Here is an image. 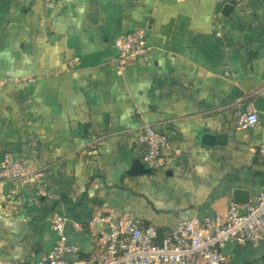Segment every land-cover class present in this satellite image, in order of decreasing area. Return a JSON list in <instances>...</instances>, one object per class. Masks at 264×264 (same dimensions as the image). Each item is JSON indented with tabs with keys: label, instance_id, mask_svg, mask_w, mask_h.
Here are the masks:
<instances>
[{
	"label": "crops",
	"instance_id": "1",
	"mask_svg": "<svg viewBox=\"0 0 264 264\" xmlns=\"http://www.w3.org/2000/svg\"><path fill=\"white\" fill-rule=\"evenodd\" d=\"M0 0V164L29 160L44 191L0 182V262H38L68 219L77 254L103 258V223L132 215L163 232L225 218L241 190L264 192V1ZM144 30L149 51L117 71L116 41ZM258 115L239 128V111ZM151 125L169 143L152 174L133 175ZM145 165V164H144ZM147 167V166H146ZM148 168V167H147ZM243 196L244 199L247 198ZM87 230L76 233L71 224ZM264 264V242L223 250Z\"/></svg>",
	"mask_w": 264,
	"mask_h": 264
},
{
	"label": "built area",
	"instance_id": "2",
	"mask_svg": "<svg viewBox=\"0 0 264 264\" xmlns=\"http://www.w3.org/2000/svg\"><path fill=\"white\" fill-rule=\"evenodd\" d=\"M219 1L236 6L242 0ZM116 47L119 50L117 71L121 73L149 51L146 32L137 30L124 35L116 41ZM238 116L241 130H254L259 124L258 115L251 107L239 111ZM140 141L146 147L143 163L151 170L158 169L163 151L169 148L167 138L151 125H144L140 130ZM0 182L44 191L40 171L29 160L6 157L0 164ZM68 223L63 216L53 218L51 227L57 233V243L53 251L38 262L0 264H225L223 250L228 243L254 245L264 242V192L255 202L247 204L244 211L234 203L225 218L201 220L195 217L166 232L147 226L132 215L116 220L113 213L98 214L91 225L103 223L107 226L99 237L105 256L72 263L66 262L64 257L77 254L79 248L69 243L66 235ZM71 227L80 234L87 230L75 223Z\"/></svg>",
	"mask_w": 264,
	"mask_h": 264
},
{
	"label": "water",
	"instance_id": "3",
	"mask_svg": "<svg viewBox=\"0 0 264 264\" xmlns=\"http://www.w3.org/2000/svg\"><path fill=\"white\" fill-rule=\"evenodd\" d=\"M227 10H231L234 9L233 5H227L226 6ZM130 174L133 175H148V174H152V170L150 168H147L144 164H142L141 162H135L133 164V168H132V172H129ZM243 196H246V194H244L243 191L241 190H237L235 192V200L237 201V203L240 204H249V198L247 197L246 199L243 198Z\"/></svg>",
	"mask_w": 264,
	"mask_h": 264
},
{
	"label": "trees",
	"instance_id": "4",
	"mask_svg": "<svg viewBox=\"0 0 264 264\" xmlns=\"http://www.w3.org/2000/svg\"><path fill=\"white\" fill-rule=\"evenodd\" d=\"M161 232H163V231L161 230Z\"/></svg>",
	"mask_w": 264,
	"mask_h": 264
}]
</instances>
